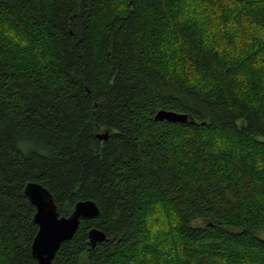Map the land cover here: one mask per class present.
I'll use <instances>...</instances> for the list:
<instances>
[{
	"label": "trees",
	"instance_id": "trees-1",
	"mask_svg": "<svg viewBox=\"0 0 264 264\" xmlns=\"http://www.w3.org/2000/svg\"><path fill=\"white\" fill-rule=\"evenodd\" d=\"M30 182L100 208L54 264H264V0H0V264Z\"/></svg>",
	"mask_w": 264,
	"mask_h": 264
},
{
	"label": "water",
	"instance_id": "water-1",
	"mask_svg": "<svg viewBox=\"0 0 264 264\" xmlns=\"http://www.w3.org/2000/svg\"><path fill=\"white\" fill-rule=\"evenodd\" d=\"M155 118L162 121L164 119L175 122L189 121L187 114L165 109L159 110ZM97 138L106 140L109 138V133H99ZM25 193L37 208L34 221L39 226V230L31 248L38 264H54L59 248L64 242L73 239L80 227L81 220L96 218L100 214V208L95 201L83 200L74 205V211L71 215L61 217L51 192L37 182L28 183L25 187ZM88 237L90 245L95 247L97 243L107 239V234L102 229L93 227L88 231Z\"/></svg>",
	"mask_w": 264,
	"mask_h": 264
},
{
	"label": "rangeland",
	"instance_id": "rangeland-1",
	"mask_svg": "<svg viewBox=\"0 0 264 264\" xmlns=\"http://www.w3.org/2000/svg\"><path fill=\"white\" fill-rule=\"evenodd\" d=\"M206 26H209L208 23H206ZM261 236L264 238V232L261 233Z\"/></svg>",
	"mask_w": 264,
	"mask_h": 264
}]
</instances>
